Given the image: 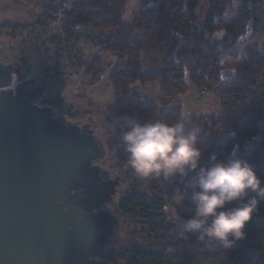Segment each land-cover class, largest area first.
<instances>
[{
  "label": "trees",
  "instance_id": "obj_1",
  "mask_svg": "<svg viewBox=\"0 0 264 264\" xmlns=\"http://www.w3.org/2000/svg\"><path fill=\"white\" fill-rule=\"evenodd\" d=\"M72 1L73 7L61 16L63 31L73 34L88 29L89 43L120 60L108 73L114 116L134 113L142 120L174 123L183 113L179 105L148 99L133 85L159 80L160 95L173 99L187 92L189 80L200 92L213 93L220 106L217 114H193L186 120L187 127L201 130L197 133L204 149L200 163H207L212 155L242 159L264 178V47L238 42L249 25L264 30V0H241L227 18L222 14L232 0H206L203 17L198 10L204 0H138L141 10L131 22L123 19L126 0ZM52 2L44 15L56 21L58 12ZM219 31L223 36L214 38ZM149 46L162 47L165 54L159 68L145 70L142 55ZM228 58L241 63L232 76L222 78V62ZM99 65L97 59L85 64L92 81L102 75ZM192 176L194 172L189 178ZM146 183L149 192L134 191L120 199L117 208L142 219V230L151 244L125 249L115 257L118 264H264V200L244 229L245 239L230 249L208 253L194 235L188 240L177 235L192 211L190 194L183 190L180 178L149 176ZM180 190L187 213L176 220L168 217L164 208Z\"/></svg>",
  "mask_w": 264,
  "mask_h": 264
},
{
  "label": "water",
  "instance_id": "obj_2",
  "mask_svg": "<svg viewBox=\"0 0 264 264\" xmlns=\"http://www.w3.org/2000/svg\"><path fill=\"white\" fill-rule=\"evenodd\" d=\"M0 61V264H112L100 260L119 219L118 175L89 123L56 116L43 87ZM20 77V74H18Z\"/></svg>",
  "mask_w": 264,
  "mask_h": 264
},
{
  "label": "rangeland",
  "instance_id": "obj_3",
  "mask_svg": "<svg viewBox=\"0 0 264 264\" xmlns=\"http://www.w3.org/2000/svg\"><path fill=\"white\" fill-rule=\"evenodd\" d=\"M62 0H53L57 9L58 20L52 16L46 18L47 7L51 0H0V61L11 63L19 69L13 75L12 84L34 79V84H40L44 91L35 102L39 106H51L56 116H64L72 121L79 120L89 123L93 132L103 141L105 152L96 161V164L109 172L111 178L118 175L120 183L116 195L109 204L112 213L119 219L118 230L110 237L109 243L104 248L100 260H107L118 264L117 258L125 249L132 245L149 246L151 241L143 232L142 219L131 212H122L117 208L120 199L126 195L137 192H149L146 179L138 176L127 165V154L124 151L120 136L123 131L117 122L119 116L111 113V104L114 100L112 86L108 80L111 67L119 60L117 55L93 46L86 39L90 32L80 28L79 37L67 40L72 34L63 31L62 14L58 6ZM203 1L198 15L203 17L207 12V4ZM241 5V0H232L224 10L222 17H231ZM141 8L138 0H126V10L123 19L131 22L136 19ZM69 11V10H67ZM66 12V11H65ZM45 14V15H44ZM53 14V13H52ZM44 16V17H43ZM63 31V36L58 38L57 31ZM223 31L216 32L214 38H221ZM256 44L264 47V30L253 29L251 25L238 42ZM162 47L149 46L142 55L145 70L156 69L164 57ZM98 60L102 75L97 81H92V74L86 73V63ZM81 65L77 66L76 64ZM239 59L228 58L222 62L221 77L226 78L234 74ZM160 81L155 80L145 86L136 82L133 86L144 97L156 102H165L179 105L188 117L193 114H217L220 111L219 103L211 92L196 89L188 80L189 89L182 95L173 99L164 98L159 93ZM142 86V87H141ZM168 217H173L168 205L164 208ZM187 211L182 207L177 213L178 219L185 217ZM178 220L177 218H174Z\"/></svg>",
  "mask_w": 264,
  "mask_h": 264
},
{
  "label": "clouds",
  "instance_id": "obj_4",
  "mask_svg": "<svg viewBox=\"0 0 264 264\" xmlns=\"http://www.w3.org/2000/svg\"><path fill=\"white\" fill-rule=\"evenodd\" d=\"M187 119L188 113H181L174 123L142 120L134 113L118 117L127 165L141 177L178 176L192 206L191 214L179 226L178 237L188 240L194 235L208 253L217 248L227 250L246 238L244 229L264 200V178L242 159L212 155L201 164L204 149L197 136L201 130L187 127ZM184 201L180 190L168 205L174 218H179Z\"/></svg>",
  "mask_w": 264,
  "mask_h": 264
},
{
  "label": "built area",
  "instance_id": "obj_5",
  "mask_svg": "<svg viewBox=\"0 0 264 264\" xmlns=\"http://www.w3.org/2000/svg\"><path fill=\"white\" fill-rule=\"evenodd\" d=\"M72 7H73V1L72 0H62L58 6V9L60 12H65L67 10H70ZM57 33H58L57 34L58 38L63 36V31L61 28H60V30L57 31ZM79 33H80V31L77 30L71 36H69L67 38V40L70 42L73 38L79 37Z\"/></svg>",
  "mask_w": 264,
  "mask_h": 264
},
{
  "label": "crops",
  "instance_id": "obj_6",
  "mask_svg": "<svg viewBox=\"0 0 264 264\" xmlns=\"http://www.w3.org/2000/svg\"><path fill=\"white\" fill-rule=\"evenodd\" d=\"M138 83H139V82H138ZM146 84H147V83H146ZM146 84H141V83H140V85H144V86H145ZM141 87H142V86H141ZM134 88L137 89V87H135V86H134ZM188 89H189V85H188ZM187 91H188V90H187Z\"/></svg>",
  "mask_w": 264,
  "mask_h": 264
}]
</instances>
